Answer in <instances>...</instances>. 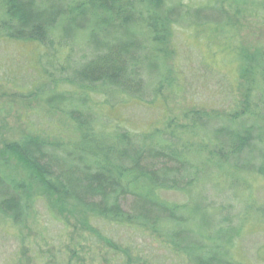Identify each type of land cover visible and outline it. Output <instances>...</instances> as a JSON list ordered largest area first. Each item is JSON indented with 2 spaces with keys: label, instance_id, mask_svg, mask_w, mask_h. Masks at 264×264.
I'll return each instance as SVG.
<instances>
[{
  "label": "trees",
  "instance_id": "1",
  "mask_svg": "<svg viewBox=\"0 0 264 264\" xmlns=\"http://www.w3.org/2000/svg\"><path fill=\"white\" fill-rule=\"evenodd\" d=\"M243 20L264 26V0H0V86L32 99L43 81L38 96L75 127L63 141L35 112L27 132L5 144L0 223L26 225L33 195L45 191L79 216L88 237L127 259L141 260L131 244L116 243L118 230L150 239L175 264H264V50H245ZM188 28L219 46L234 70L228 79L215 63L202 65L223 111L198 104L188 122L148 133L112 123L107 111L178 85L182 71L164 63L156 88L138 52H150L146 62L168 59Z\"/></svg>",
  "mask_w": 264,
  "mask_h": 264
},
{
  "label": "rangeland",
  "instance_id": "2",
  "mask_svg": "<svg viewBox=\"0 0 264 264\" xmlns=\"http://www.w3.org/2000/svg\"><path fill=\"white\" fill-rule=\"evenodd\" d=\"M186 30L188 39L180 36L179 46L176 43L174 47H169L168 59L159 58L146 62L145 56L150 52L147 50L138 52L139 69L155 78L156 88L166 75L162 67L164 63L171 67L175 65L180 72L182 71V75L177 79L178 85L174 83L172 88L165 86L162 96L155 100L151 101L152 97L149 94L151 92L147 90L150 100L145 102L135 100L124 109L107 111L112 123H125L137 133H148L154 128L162 131V128L165 129L169 125L176 126L188 122L189 113L199 111L196 109L198 104L210 114L209 111L212 110L223 111L221 108L224 106L221 104L224 103L223 93L213 87L214 80L208 82L211 77L204 71L202 65L204 62L210 66L215 63L216 71L219 70L230 79V76L234 75V70L229 67L228 56L220 52L219 46H207V39L197 40L194 36L195 28ZM239 36L248 53L264 50V26H254L243 20L239 26ZM136 41H142V38L138 37ZM3 50L9 58L14 55L15 60L18 58L16 50L11 47L2 46L1 52ZM210 52L216 53L215 56ZM4 64L5 55L0 54V65ZM12 67L10 59L6 68L10 70ZM33 67L38 70L37 65L33 64ZM18 77L19 70L15 72V78ZM135 83V89L140 91L138 81ZM1 84L0 94L8 95H0V155L9 140H17L27 132L26 124H29V119L35 120V117H30L35 112L39 113L41 118L48 119L42 127L52 129L50 131L53 132L60 131V136L64 134L61 137L63 141H68L74 136L73 123L59 114L50 112L44 104V96H38L43 81L35 86L33 93L36 95H33L32 99L15 97L13 95L17 92L15 85L6 84V81ZM56 87L59 89L60 84ZM195 106L197 107L194 108ZM170 199L177 204L183 202L179 196H172ZM31 201V217L26 225L16 229L0 223V264H175L174 260L150 239L127 230L116 231L115 241L127 247L131 244L133 254L141 260L132 257L127 259L112 251L106 243L100 244L94 238L88 237L89 231L80 223L79 216L67 206H62L53 195L45 191L35 193ZM256 238L261 240L262 234L256 233ZM263 243L264 240L261 244ZM137 249L141 254H138Z\"/></svg>",
  "mask_w": 264,
  "mask_h": 264
}]
</instances>
